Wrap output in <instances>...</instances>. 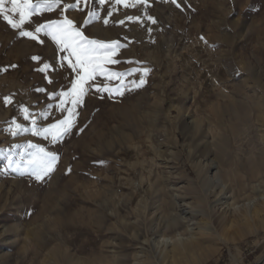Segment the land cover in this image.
Segmentation results:
<instances>
[{"label":"rangeland","instance_id":"obj_1","mask_svg":"<svg viewBox=\"0 0 264 264\" xmlns=\"http://www.w3.org/2000/svg\"><path fill=\"white\" fill-rule=\"evenodd\" d=\"M177 3L61 0L31 17L29 30L67 17L121 45L56 140L44 129L68 116L58 105L75 58L0 18V264H254L264 254V0ZM41 148L58 159L37 180L28 159ZM209 161V176L221 169L227 182L220 195L195 182ZM188 206L191 220L163 229ZM186 226L187 247L172 248Z\"/></svg>","mask_w":264,"mask_h":264},{"label":"snow or ice","instance_id":"obj_2","mask_svg":"<svg viewBox=\"0 0 264 264\" xmlns=\"http://www.w3.org/2000/svg\"><path fill=\"white\" fill-rule=\"evenodd\" d=\"M116 2L119 3L120 0H116ZM171 2L176 4L177 7H180L177 0H171ZM7 3L11 4L10 8L5 6L6 0H0V18H2L11 29L16 30L19 37L37 40V34L43 31L45 35L51 36L52 40L55 41L61 50L67 51L68 57H64V59H68L69 57L75 58L74 62L70 61L69 66L73 68V70L79 69L77 72V79L72 83L71 89L68 92L60 93L62 99L58 107H60L61 111H67L68 116L58 121V123L52 124L44 129L45 134L50 133L52 139L56 140L60 136L68 133L72 127L75 116V106L82 102V96L85 93L84 85L88 80L94 79L96 75L105 74L104 65L116 62L112 57L116 54V49L121 47V45L116 41L104 43L89 39L81 30L77 29L73 22L68 20L67 17L60 21L50 20L45 24L36 25L33 30H29L32 27V16L45 11H53L60 5L61 0H36L35 3L33 0H7ZM79 3L80 0H76V4L79 5ZM99 3L102 5L105 3V0H99ZM125 6L127 7L129 5L125 4ZM67 7L69 6H65V8ZM88 15L91 17L95 15V13L90 11ZM110 15L111 13L109 12V16ZM17 16L18 19L16 18ZM127 19L138 20L139 18L128 17ZM149 19H151V17H149ZM104 22L106 24L107 19H105ZM26 23L29 25V28L24 27ZM87 23L88 21H85V24ZM120 23H123V21ZM153 23H155L154 20ZM39 42L43 43L42 40ZM32 59H38V57H32ZM47 67L48 65H44L41 71L46 70ZM143 71L146 74L148 70L144 69ZM124 75V73H109L108 78H121ZM141 83H143V77H141ZM97 90L99 91L100 89L98 88ZM104 90H108L107 86H105ZM116 91L122 94L120 89H116ZM64 97L70 98V103L73 105L72 108H64V104L68 102L63 99ZM10 102V97L4 98V103ZM23 112L27 119L28 109L23 108ZM33 123H35V121H33ZM15 128L21 129V126L17 124ZM12 134L16 135L17 133L13 131ZM57 159L58 157L54 153L45 152L42 148L38 153L30 155L28 165L31 166L32 175H34L37 180L43 179L45 175L53 170Z\"/></svg>","mask_w":264,"mask_h":264},{"label":"bare ground","instance_id":"obj_3","mask_svg":"<svg viewBox=\"0 0 264 264\" xmlns=\"http://www.w3.org/2000/svg\"><path fill=\"white\" fill-rule=\"evenodd\" d=\"M212 129V128H211ZM213 130V129H212ZM203 148V147H202ZM201 148V149H202ZM199 149V148H198ZM204 149V148H203ZM206 151V150H205ZM199 152V150H198ZM204 153V151H203ZM205 161V160H204ZM206 163V162H205ZM197 165V164H196ZM199 165V164H198ZM202 165V164H201ZM217 165V164H216ZM202 167H205L204 169H200V170H195L196 172V178H195V182L196 183H199V184H207L208 181L212 182L214 184L213 188L215 187V189L213 190L214 193H216L217 195H220L222 192H224L226 190L227 187V182L225 183V179L223 181L221 175H220V170H216V172L213 174V175H210L209 176V169L212 168V167H215V163H213V161H209L207 164H203ZM201 167V168H202ZM199 168V167H198ZM250 170V169H249ZM222 171V170H221ZM223 172V171H222ZM251 172V171H249ZM253 172V171H252ZM251 174V173H250ZM254 174V172H253ZM176 177V176H175ZM188 177V176H187ZM224 178V177H223ZM189 179V178H188ZM207 180V181H206ZM233 180V179H232ZM231 182V181H230ZM211 183V184H212ZM234 183V182H233ZM188 187L189 188H194L195 186L193 185V182L191 180L188 181ZM208 184H210L208 182ZM207 184V186H208ZM212 184V185H213ZM201 185V187L203 186ZM208 192V191H207ZM210 195V194H209ZM182 197V196H181ZM179 196V194H177V205L178 207L180 208L183 204L184 205H188L186 203H182L183 200ZM204 198V197H203ZM188 208L190 209V211H185V210H179L175 213H172L167 219H165L163 221V229L164 230H169L171 228H176L178 226H180L185 220H191L193 216V212L195 210V208L191 207V206H188ZM180 237H179V241L177 242H173L172 243V248H177V247H182L183 249H185L187 247V242L189 239H191L192 237V233L190 232V229L188 228V226H186L185 229H183L181 232H179L178 234ZM174 237L173 236H170L169 239H173ZM178 240V239H177ZM168 242V241H167ZM170 242V241H169ZM117 248V247H116ZM142 248V247H141ZM118 251V250H117ZM116 251L113 249V257H116ZM142 255V253H141ZM101 256L102 255H99V259H101ZM118 256V255H117ZM103 257V256H102ZM119 257V256H118ZM139 256L136 255V258L135 260L133 261L132 264H139L140 262V259L138 258ZM104 258H107V256H104ZM114 260L117 262V263H113V264H119V261L117 260V258ZM107 261V260H106ZM123 261V260H122ZM100 264H108V263H105V262H102V261H99ZM124 262V261H123ZM123 264V263H122ZM125 264V263H124ZM254 264H264V254H261L259 256H257Z\"/></svg>","mask_w":264,"mask_h":264}]
</instances>
